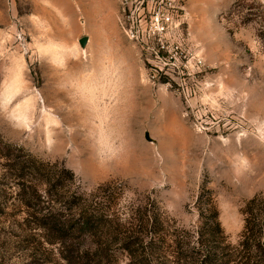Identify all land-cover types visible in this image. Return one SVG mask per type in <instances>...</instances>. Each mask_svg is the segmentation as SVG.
I'll return each instance as SVG.
<instances>
[{"label":"rangeland","instance_id":"374dc122","mask_svg":"<svg viewBox=\"0 0 264 264\" xmlns=\"http://www.w3.org/2000/svg\"><path fill=\"white\" fill-rule=\"evenodd\" d=\"M122 106L126 119L108 131L105 115ZM10 150L48 168L51 205L96 193L120 228L143 233L133 254L101 245V264H144V245L157 246L154 264H177L210 191L236 244L242 208L264 194V0H0V152ZM6 162L0 155V264H68L64 255L98 247L50 244L24 223Z\"/></svg>","mask_w":264,"mask_h":264},{"label":"trees","instance_id":"16d2710c","mask_svg":"<svg viewBox=\"0 0 264 264\" xmlns=\"http://www.w3.org/2000/svg\"><path fill=\"white\" fill-rule=\"evenodd\" d=\"M11 152H0V155L7 159L5 172L15 171L19 177L17 186L20 202L27 210L24 223L32 229L45 232L46 241L50 244L58 243L64 247L75 244L98 245L82 252L81 249L77 250V260L73 251L70 256L64 255L68 264H101L104 257H109L108 248L101 246L107 242H120L124 250L131 254L130 245L143 243V233L135 238L125 225L121 224L123 228H120L115 218L101 211L95 200L96 193L90 196L71 193L59 199L62 207L57 208L55 201L51 205L52 200L48 196L53 198L50 192L54 185H51L53 180L48 176V168L43 163L36 165L31 155H27V161H21L18 156L12 158ZM27 163H31L28 165L31 173L41 176V185L46 186L43 191L41 185L35 183L26 172ZM67 174L71 178L74 176L71 170H67ZM202 195L197 200L200 226L194 240L176 245L177 264H264V194L255 195L242 208L244 226L236 244L229 241L222 227L220 212L211 191L207 199H203ZM71 212H75V215L71 216ZM139 223L142 225L143 221ZM147 236L148 232H144V243ZM151 241L152 238V244ZM156 250V245H144V264H154L151 255Z\"/></svg>","mask_w":264,"mask_h":264},{"label":"bare ground","instance_id":"6f19581e","mask_svg":"<svg viewBox=\"0 0 264 264\" xmlns=\"http://www.w3.org/2000/svg\"><path fill=\"white\" fill-rule=\"evenodd\" d=\"M99 52H100L99 50H95V51H92V54H94V56H95ZM103 59H105V57H103L102 60ZM102 60H99V62H101ZM89 64H92L91 61H89ZM85 66L86 67L84 69L89 70V67L87 65H85ZM61 78H62L61 75H58L56 77V82L60 81ZM143 103H144V115H146L150 112L151 108H154V103L150 97L145 98ZM120 105H123V103H120ZM82 106L80 104V108H78V110L80 112L84 113L85 110ZM155 110H156V112L159 111L157 106L155 107ZM126 114H127V112L124 110L123 106L120 107L119 109H116V110L112 108L111 111L109 113H107L104 117V120H103L104 128H106L108 131H111L110 128H113L114 122H118V123L124 122V120L126 119ZM78 116H80V113L77 115V117ZM59 130H60V128H59ZM60 136H62V134H57L55 132L54 135H52L54 140H52L51 137L49 138L50 141L52 140L51 145L53 146L55 151H62L66 148V141L67 140L60 139Z\"/></svg>","mask_w":264,"mask_h":264},{"label":"water","instance_id":"95a60500","mask_svg":"<svg viewBox=\"0 0 264 264\" xmlns=\"http://www.w3.org/2000/svg\"><path fill=\"white\" fill-rule=\"evenodd\" d=\"M88 41H89V38H88V36H84V37H82L81 39H80V44H81V46L82 47H86V45L88 44Z\"/></svg>","mask_w":264,"mask_h":264}]
</instances>
